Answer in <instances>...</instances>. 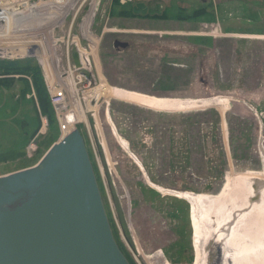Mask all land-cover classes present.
Returning a JSON list of instances; mask_svg holds the SVG:
<instances>
[{"label": "rangeland", "instance_id": "rangeland-1", "mask_svg": "<svg viewBox=\"0 0 264 264\" xmlns=\"http://www.w3.org/2000/svg\"><path fill=\"white\" fill-rule=\"evenodd\" d=\"M95 29H106L95 59L108 93L79 131L114 238L130 264H160L149 257L157 252L193 264L192 204L158 187L215 196L227 172L264 171V0H101ZM31 60L0 67V176L60 140ZM116 89L230 102L159 111Z\"/></svg>", "mask_w": 264, "mask_h": 264}, {"label": "water", "instance_id": "water-1", "mask_svg": "<svg viewBox=\"0 0 264 264\" xmlns=\"http://www.w3.org/2000/svg\"><path fill=\"white\" fill-rule=\"evenodd\" d=\"M260 185L249 205L260 197ZM0 264H130L114 238L79 129L35 165L0 176Z\"/></svg>", "mask_w": 264, "mask_h": 264}, {"label": "built area", "instance_id": "built-area-1", "mask_svg": "<svg viewBox=\"0 0 264 264\" xmlns=\"http://www.w3.org/2000/svg\"><path fill=\"white\" fill-rule=\"evenodd\" d=\"M100 1L0 0V59L36 61L60 139L80 127L88 133L87 115L108 93L95 59L106 31H95Z\"/></svg>", "mask_w": 264, "mask_h": 264}, {"label": "bare ground", "instance_id": "bare-ground-1", "mask_svg": "<svg viewBox=\"0 0 264 264\" xmlns=\"http://www.w3.org/2000/svg\"><path fill=\"white\" fill-rule=\"evenodd\" d=\"M113 93V97L118 99L159 111H182L209 105L226 107L230 102L225 96L205 99L156 98L124 89L113 90ZM122 144L125 145L123 141ZM262 176L264 171L227 172L219 193L213 197L195 196L157 187L191 202L194 239L199 242L195 245L198 258L201 254V241L216 237L222 245L224 263L264 264V187L260 197L249 205V197L253 195L251 182L262 181ZM234 214L237 215L235 219ZM149 257H156V263L168 264L160 252ZM194 264H198L197 261Z\"/></svg>", "mask_w": 264, "mask_h": 264}, {"label": "flooded vegetation", "instance_id": "flooded-vegetation-1", "mask_svg": "<svg viewBox=\"0 0 264 264\" xmlns=\"http://www.w3.org/2000/svg\"><path fill=\"white\" fill-rule=\"evenodd\" d=\"M236 0H230L233 3ZM239 1V0H237ZM253 197V196H251ZM199 244V242H196ZM201 254L198 258L196 252H194L193 264L197 261L198 264H228L223 262V249L220 241L217 238H211L207 241H201ZM197 257V259H196Z\"/></svg>", "mask_w": 264, "mask_h": 264}, {"label": "trees", "instance_id": "trees-1", "mask_svg": "<svg viewBox=\"0 0 264 264\" xmlns=\"http://www.w3.org/2000/svg\"><path fill=\"white\" fill-rule=\"evenodd\" d=\"M29 60H31V59H29ZM31 61H33V60H31ZM34 62V61H33ZM17 63H16V60H7V61H1L0 60V67H3V68H5V69H15V67L17 66L16 65ZM36 65V64H35ZM36 67H37V65H36ZM37 69H38V71L40 72V70H39V68L37 67ZM38 72V73H39ZM41 73V72H40ZM41 80V86L43 87V92H44V94H45V97H46V99H47V102H48V104H49V107H50V120L51 121H53L54 123H55V118H54V115H53V112H52V108H51V105H50V103H49V100H48V96H47V94H46V89H45V86H44V83H43V81H42V79H40ZM56 124V123H55ZM114 235V234H113ZM119 246V245H118ZM119 248H120V246H119ZM120 250L122 251V253L124 254V252H123V250L120 248ZM125 255V254H124ZM126 257V256H125ZM130 263V262H129Z\"/></svg>", "mask_w": 264, "mask_h": 264}]
</instances>
